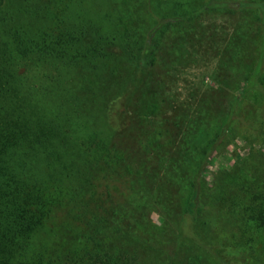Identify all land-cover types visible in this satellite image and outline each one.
Listing matches in <instances>:
<instances>
[{
  "label": "trees",
  "instance_id": "obj_1",
  "mask_svg": "<svg viewBox=\"0 0 264 264\" xmlns=\"http://www.w3.org/2000/svg\"><path fill=\"white\" fill-rule=\"evenodd\" d=\"M190 4L194 13L167 16L179 1L0 0V264H216L190 243L189 218L204 245L236 264H264V184L236 210L242 218L228 216L234 185L210 195L202 167L177 225L153 222L136 203L137 187L153 184L162 166L147 175L124 152L140 123L121 115L126 87L135 77L142 88L156 63V37L208 10L257 5L264 25V0ZM263 60L244 78L206 158L231 131L237 101L258 85ZM251 175L248 187L264 183L261 168Z\"/></svg>",
  "mask_w": 264,
  "mask_h": 264
},
{
  "label": "rangeland",
  "instance_id": "obj_2",
  "mask_svg": "<svg viewBox=\"0 0 264 264\" xmlns=\"http://www.w3.org/2000/svg\"><path fill=\"white\" fill-rule=\"evenodd\" d=\"M177 1L180 5L169 7L164 15L195 12V5ZM173 24L156 37V63L143 74V87L135 88V77L126 87L130 102L121 116L129 123L138 119L140 124L124 152L140 163L147 175L162 166L153 184L137 187L136 203L153 222L165 219L171 227L177 225L183 215L182 202L202 167L201 184L210 195L219 192L221 184L234 185L232 197L237 205L228 216L242 218L236 210H242L249 193L263 190L264 184L260 180L248 187L256 168L264 174V60L258 85L236 103L229 134L207 158L204 149L224 124L244 78L264 56L262 9L256 5L231 11L208 10ZM233 168L232 178L218 179L220 172ZM173 179L177 181L172 185ZM244 196L248 198L244 200ZM204 203L208 208V197ZM187 222L192 246L203 250L216 264L238 263L229 253L204 245L196 221L189 218ZM235 231L239 233L237 228ZM173 248L170 245L169 250ZM228 252L236 251L228 247Z\"/></svg>",
  "mask_w": 264,
  "mask_h": 264
}]
</instances>
